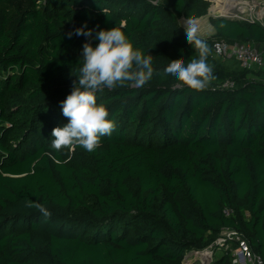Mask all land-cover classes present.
Segmentation results:
<instances>
[{"label":"trees","instance_id":"1","mask_svg":"<svg viewBox=\"0 0 264 264\" xmlns=\"http://www.w3.org/2000/svg\"><path fill=\"white\" fill-rule=\"evenodd\" d=\"M210 6L0 0V264H185L224 229L264 260V67L244 69L214 49H264V26L211 17L214 36L200 38L216 78L203 91L163 74L171 60L198 58L179 19L207 16ZM85 23L121 28L161 74L142 88L96 93L117 125L100 147L55 151L51 132L68 123L61 102L86 42L67 33ZM232 263L220 254L213 264Z\"/></svg>","mask_w":264,"mask_h":264},{"label":"clouds","instance_id":"2","mask_svg":"<svg viewBox=\"0 0 264 264\" xmlns=\"http://www.w3.org/2000/svg\"><path fill=\"white\" fill-rule=\"evenodd\" d=\"M184 29L187 43L194 48L198 58L187 62L183 58L171 60L163 74L175 77L181 87L203 91L216 78L214 66L207 63L211 49L198 35L194 21L186 20ZM94 31L85 23L67 33L68 38L84 36L86 42L82 45L83 62L77 80L73 82L70 94L61 102L62 114L68 123L53 128L51 132L50 147L55 151L79 146L91 153L100 147L101 138L111 136L117 125L108 119L106 105L97 103L96 93L106 88H142L154 75L161 74L153 66V56L134 48L121 28L95 31V35ZM93 39L99 41L95 47L91 42ZM25 206L37 209L46 219L51 216L41 203L27 201Z\"/></svg>","mask_w":264,"mask_h":264},{"label":"built area","instance_id":"3","mask_svg":"<svg viewBox=\"0 0 264 264\" xmlns=\"http://www.w3.org/2000/svg\"><path fill=\"white\" fill-rule=\"evenodd\" d=\"M211 6L208 17L230 16L238 21H246L264 26V0H208ZM217 56L224 60L235 59L244 69L264 67V52L248 43H214ZM232 86L226 83L225 87ZM228 214L231 211H227ZM230 254L232 264H264L263 258L254 253L243 236L235 230L224 229L217 239L202 250H191L184 256L185 264H213L216 253Z\"/></svg>","mask_w":264,"mask_h":264},{"label":"rangeland","instance_id":"4","mask_svg":"<svg viewBox=\"0 0 264 264\" xmlns=\"http://www.w3.org/2000/svg\"><path fill=\"white\" fill-rule=\"evenodd\" d=\"M216 1V0H215ZM187 19L184 17H181L179 19L180 25L184 28V23ZM195 26L198 28V35L203 38H211L214 36L215 31L211 24V18L208 16H204L202 18H199L197 20H194ZM260 51L264 52L263 48H259ZM264 69V68H263ZM220 256V253H216V258Z\"/></svg>","mask_w":264,"mask_h":264},{"label":"water","instance_id":"5","mask_svg":"<svg viewBox=\"0 0 264 264\" xmlns=\"http://www.w3.org/2000/svg\"><path fill=\"white\" fill-rule=\"evenodd\" d=\"M221 18H225V19H228V20H232V21H236V19L230 17V16H220Z\"/></svg>","mask_w":264,"mask_h":264}]
</instances>
